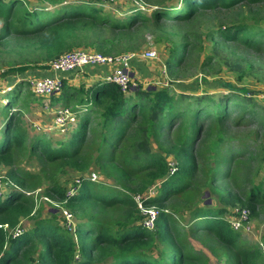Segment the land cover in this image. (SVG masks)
Instances as JSON below:
<instances>
[{
	"label": "trees",
	"instance_id": "trees-1",
	"mask_svg": "<svg viewBox=\"0 0 264 264\" xmlns=\"http://www.w3.org/2000/svg\"><path fill=\"white\" fill-rule=\"evenodd\" d=\"M34 1L0 0V45L12 47L21 55L26 62L22 71L28 65L48 67L51 61L74 50L91 49L103 55L119 53L113 47L138 24H160L163 20L185 23L206 11L231 13L241 6L250 12L264 9V0H179L177 4L169 0L154 10L151 18L132 10L128 14L134 15L129 20H116L97 8L96 0L78 4L68 0ZM39 3H48L51 8ZM217 36L221 43L234 42L256 53L264 52V29L259 25L243 22L221 28L210 39ZM194 46L192 37H188L169 67L172 62L181 67L186 52ZM16 90L11 99L6 98L5 104L0 105V117L4 120L0 127V168L12 167L17 159L30 154H39L46 161L59 163L61 169L77 172H87L92 164L102 166L119 159L130 175L139 176L140 183L121 193L83 179L74 188L76 194L69 196L53 180L49 193H55L66 209L84 220L74 233L68 225L48 218L38 219L32 229L25 230L21 222L35 213L34 198L15 186L12 187L19 192L3 190L0 264H206L207 259L204 261L201 253L192 250L188 243L189 229L193 235L203 233L215 238L230 253V264H264L263 251L244 244L242 233L235 231L227 219L226 208L190 209L185 228L179 219L183 216L175 213L178 209H170L178 196L199 188L201 179H208L207 186L226 182L235 164L246 157L251 169L253 153L247 147L240 152L229 139L230 127L262 119L259 110L263 108L248 91L226 95L216 102L207 96L191 99L185 94L176 95L166 88L138 86L125 94L110 83L86 89L64 81V106L76 110L85 107L88 111L72 138L55 148L46 137L31 135L23 128L22 119L12 111L21 98V87ZM167 133H172L173 138L164 153L174 157V172L163 153L151 150L152 138L166 137ZM10 178L19 187L33 176L11 171ZM155 183L160 184L159 195L142 200L146 208L160 210L156 229L151 232L136 224L141 211L135 198L143 196ZM225 201L241 204L256 217L264 210V182L247 193L226 195ZM118 205L123 207V223L116 229L88 213Z\"/></svg>",
	"mask_w": 264,
	"mask_h": 264
},
{
	"label": "rangeland",
	"instance_id": "rangeland-1",
	"mask_svg": "<svg viewBox=\"0 0 264 264\" xmlns=\"http://www.w3.org/2000/svg\"><path fill=\"white\" fill-rule=\"evenodd\" d=\"M32 1L35 3L34 0ZM68 1L78 4L90 0ZM178 1L173 0V3L177 4ZM168 2L169 0H100L96 1V4L103 13L111 15L116 20H129L134 15L128 14L129 11L137 10L145 17L151 18L154 10ZM39 5L51 8L48 3H39ZM204 13L185 23L175 24V22L163 20L160 24L153 21L147 24H138L120 44L113 47L114 51L120 52L112 55L136 54L141 56L147 51L155 53L154 58L140 57L133 60L137 67L130 66L129 68L130 72L138 69L136 71L138 75L136 74L134 78L140 88L150 86L157 90L166 88L173 90L176 95L185 94L191 99L207 96L210 99L214 98L213 100L216 102L226 95L248 91L251 94L249 96L254 97L260 103L257 102L259 107L263 108V110H259L262 119L247 120L240 126L229 128V139L239 147V151L241 152L247 147L253 153L254 160L251 163V169H249V160L246 157V160H240L235 164L232 170L233 174L228 181L207 186L208 179H201L199 188L194 187L178 196L170 209L171 211L178 209L175 213L183 216V218L179 217L183 228L189 224L190 209L196 207L226 208L228 211L226 217L233 219V210L243 207L241 204H227L225 196H237L241 192L247 193L264 182V100L261 99L264 97V52L256 53L234 42L221 43L222 40L219 36L210 39V36L215 35L219 29L243 22L256 24L264 29V9L250 12L241 6L231 13L223 10ZM188 33L194 34L196 37L187 36ZM107 35L111 37V34ZM188 37H192V41L195 42L193 50L186 52V58L181 67L173 66L174 62H172V67H169L168 63L177 53L181 52L182 44L187 41ZM198 41L202 42V45L198 44ZM82 50L96 52L91 49ZM23 61L21 55L14 52L12 47L0 45V105L5 104L3 101L6 98L11 99L15 90L20 86L21 98L13 106V113L22 119L23 128L31 135L46 137L53 147L59 148L61 144H66L72 138L80 124L72 125L65 134L54 129V109L59 106L65 107L61 97L62 91L51 97L34 95L31 91L30 81L44 76L43 69H46V66L28 65L27 69L22 71L21 67L26 65V62L23 63ZM62 77L64 78V76ZM81 109L83 111L78 116L80 122L86 113L84 108ZM3 122L4 120L0 117V127ZM36 126H40L41 130H37ZM167 135L160 138L153 137L151 150L154 153H163L172 164L175 163L174 157L164 153L173 138L172 133H167ZM58 164L46 161L39 154H30L17 159L12 167L3 166L0 168V177H2V182L8 193L16 190L10 185L13 183L11 178L9 179L11 171L26 172L33 176V178L26 179L25 186L18 185L19 190L21 189L20 192L31 195L36 203L35 213L30 218L22 219L21 227L25 230L32 229L36 221L43 218L54 219L63 226H67L68 222L64 211H70L65 208V203L55 196V193L51 191L49 193V187L53 180H56L72 195L76 194L74 188L76 185H80L83 179L91 180L97 185H105L121 193L125 192L127 187L137 188L140 183L139 176L130 175L120 164L119 159L114 163L102 166L92 164L87 172H77L70 168L64 170ZM214 167L216 169V166ZM159 193L160 184L155 183L141 197L148 199L158 196ZM122 212L121 205L114 208L98 209L95 214L88 211L115 229L123 223ZM71 214L73 216L71 229L74 233L76 226L84 220L74 213ZM142 218L143 215L140 214L136 224L142 225ZM247 230L250 231L242 233L244 244L248 248L260 249L264 253V210L259 211V215L256 217L250 216ZM188 243L192 250L201 253L204 261L207 259L206 264H230V253L218 244L215 238L205 236L203 233L193 235L189 229Z\"/></svg>",
	"mask_w": 264,
	"mask_h": 264
},
{
	"label": "built area",
	"instance_id": "built-area-1",
	"mask_svg": "<svg viewBox=\"0 0 264 264\" xmlns=\"http://www.w3.org/2000/svg\"><path fill=\"white\" fill-rule=\"evenodd\" d=\"M140 57L144 59L154 58L155 53L147 51L141 56L136 54L112 56L103 55L97 52H89L86 50L70 51L49 63V69L53 73L52 76L34 78L30 81L31 91L37 97H51L63 90V75L85 72L93 67H107L111 68V71L106 75L105 83L117 85L121 88L123 93L129 94L139 86L136 79L131 76L129 68L131 66V62ZM261 99L264 100V97H261ZM83 108L87 110L85 107ZM82 111L83 110L81 108L76 110L69 107L56 109L54 111V129L63 134L67 133L72 125L77 124L78 116L80 113H82ZM36 128L37 130H41L40 126H36ZM169 165L171 172H174L177 168L176 162L172 164L169 162ZM10 185L18 188L13 183ZM3 190H5V185L2 182V177H0V195L2 194ZM68 195L72 196L71 193H68ZM135 199L138 203V208L143 215V227L149 231H154L156 229L160 210L156 207L146 208L143 206V199L141 196H137ZM233 213V219L227 218L232 228L235 231L241 233L244 231L245 233L249 232L250 230H247V227L251 216L250 211L246 208H236L233 210ZM64 215L67 219L68 227L71 228L73 223L72 214L68 211H64ZM17 235L18 233H16V236Z\"/></svg>",
	"mask_w": 264,
	"mask_h": 264
},
{
	"label": "crops",
	"instance_id": "crops-1",
	"mask_svg": "<svg viewBox=\"0 0 264 264\" xmlns=\"http://www.w3.org/2000/svg\"><path fill=\"white\" fill-rule=\"evenodd\" d=\"M131 66L137 67L136 62L132 61ZM43 70H44V76H41V77L52 76L53 73L49 69V65L48 67H46V69H43ZM110 71H111V68H107V67H93V68L88 69L85 72L73 73V74L63 75V76H64V81H67L69 85H72L75 87L77 86V87L90 88L93 85H96L99 83H105V77ZM136 71H133V70L131 71L132 72L131 75H133L132 76L133 78L134 76L136 77V74H137ZM59 108L61 107L59 106L56 109H59ZM56 109H54V111ZM87 111H88V108H87ZM79 122L80 121H77L78 124ZM53 123H54V120H53ZM51 130H53V128H51Z\"/></svg>",
	"mask_w": 264,
	"mask_h": 264
},
{
	"label": "water",
	"instance_id": "water-1",
	"mask_svg": "<svg viewBox=\"0 0 264 264\" xmlns=\"http://www.w3.org/2000/svg\"><path fill=\"white\" fill-rule=\"evenodd\" d=\"M131 76H133V75H131Z\"/></svg>",
	"mask_w": 264,
	"mask_h": 264
}]
</instances>
